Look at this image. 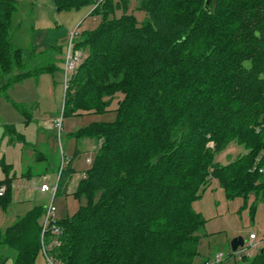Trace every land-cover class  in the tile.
Returning a JSON list of instances; mask_svg holds the SVG:
<instances>
[{"label": "trees", "instance_id": "trees-1", "mask_svg": "<svg viewBox=\"0 0 264 264\" xmlns=\"http://www.w3.org/2000/svg\"><path fill=\"white\" fill-rule=\"evenodd\" d=\"M51 1L57 13L91 7L88 17L99 18L75 35L74 50L85 56L64 89L62 117L104 114L117 101L114 121L70 134L97 148L73 193L85 204L57 219L60 245L48 256L59 264H195L205 220L191 205L212 181L227 199L264 202V0H137L141 21L133 0ZM15 12L13 0H0V90L53 71H23L10 37ZM231 144L245 152L215 162ZM56 173L55 196L74 171ZM13 180L0 179V209L10 206ZM44 207L0 232L13 264H34L41 254ZM254 209L255 202L249 214ZM6 260L0 254V264ZM241 260L264 264V249Z\"/></svg>", "mask_w": 264, "mask_h": 264}, {"label": "rangeland", "instance_id": "rangeland-1", "mask_svg": "<svg viewBox=\"0 0 264 264\" xmlns=\"http://www.w3.org/2000/svg\"><path fill=\"white\" fill-rule=\"evenodd\" d=\"M13 1L16 12L10 37L13 45L22 49L23 71L47 66H54L55 70L24 78L0 90V162L11 166V170L6 172L0 167V179L5 175L14 178L10 206L0 209V232L31 208L49 204L50 193H41L39 188L42 183L50 187L55 185L56 171L60 166L72 169L74 173L66 192L59 193L54 200L57 218L71 216L85 204L84 199L75 198L73 193L81 174L91 167L97 144L94 140H76L70 134L93 122L114 121L113 109L117 101L114 100L111 111L104 114L62 117L65 53L71 34L77 28V33L81 34L98 26L99 18L87 15L91 7L57 14L51 0ZM137 5L138 1L133 0L130 11L141 21L145 15L135 10ZM75 51L82 55V63L84 52L81 49ZM18 73L14 72L7 78ZM8 126L15 129V134L5 131ZM75 150L77 154L73 156ZM244 152L242 147L231 144L215 155V162L226 165ZM253 202L255 209L249 214ZM191 207L205 220L198 233L200 240L195 264H214L219 253L223 255L220 264H247L249 260H241L231 252L230 243L236 237L246 242L251 233L257 242V247L251 250V258L264 249V202L255 200L254 195L246 201L239 197L227 199L214 180Z\"/></svg>", "mask_w": 264, "mask_h": 264}, {"label": "built area", "instance_id": "built-area-1", "mask_svg": "<svg viewBox=\"0 0 264 264\" xmlns=\"http://www.w3.org/2000/svg\"><path fill=\"white\" fill-rule=\"evenodd\" d=\"M77 34L75 30L70 37V41L67 47V51L65 53L64 58V89H66L68 81L71 77L75 74L78 66L81 63L82 55L77 53L74 50L73 45V38ZM63 159V158H62ZM58 176L56 177V183L53 187L48 186L46 183H42L39 190L41 193H50L51 200L47 206L44 207V215L42 219V226H41V254L45 257L47 264H59L55 262L51 257L48 256V252L53 247H58L60 245L59 240L57 239L58 234L60 233L59 227L56 225L57 221V213L56 208L54 206V200L56 198V186L58 181ZM4 188H1L0 192L2 193ZM51 232L53 235V239L48 242L44 241V235L47 232ZM257 247L256 236L251 233L249 235L248 241L244 242L242 247H239L236 251V256L241 259L242 257L251 258L252 253L251 250ZM223 259V255L221 253L215 256V263L221 262Z\"/></svg>", "mask_w": 264, "mask_h": 264}, {"label": "crops", "instance_id": "crops-1", "mask_svg": "<svg viewBox=\"0 0 264 264\" xmlns=\"http://www.w3.org/2000/svg\"><path fill=\"white\" fill-rule=\"evenodd\" d=\"M91 10H92V9H89L87 15L90 14ZM56 13H57V12H56ZM57 14H58V13H57ZM34 50L36 51V48H34ZM52 69L55 70V67L52 66ZM0 252H2V255H4V256L7 258L5 264H13L14 257H15L14 252L10 253L9 251L5 250V248L1 249ZM34 264H47V262H46L45 257H44L42 254H40V255L37 257V259L35 260Z\"/></svg>", "mask_w": 264, "mask_h": 264}, {"label": "water", "instance_id": "water-1", "mask_svg": "<svg viewBox=\"0 0 264 264\" xmlns=\"http://www.w3.org/2000/svg\"><path fill=\"white\" fill-rule=\"evenodd\" d=\"M208 1H209V0H206V4H208ZM243 244H244V240H243V238H241V237H236V238H234V239L231 241V243H230V249H231V252H232L233 254H235L236 251H237V249H238L239 247H242Z\"/></svg>", "mask_w": 264, "mask_h": 264}]
</instances>
